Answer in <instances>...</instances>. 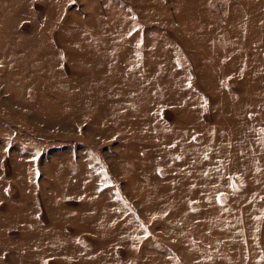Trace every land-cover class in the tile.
I'll return each instance as SVG.
<instances>
[{
  "label": "rangeland",
  "instance_id": "obj_1",
  "mask_svg": "<svg viewBox=\"0 0 264 264\" xmlns=\"http://www.w3.org/2000/svg\"><path fill=\"white\" fill-rule=\"evenodd\" d=\"M0 264H264V0H0Z\"/></svg>",
  "mask_w": 264,
  "mask_h": 264
}]
</instances>
